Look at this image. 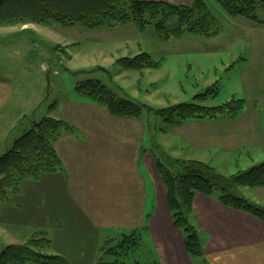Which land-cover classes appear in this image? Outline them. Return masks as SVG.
<instances>
[{"label":"rangeland","instance_id":"374dc122","mask_svg":"<svg viewBox=\"0 0 264 264\" xmlns=\"http://www.w3.org/2000/svg\"><path fill=\"white\" fill-rule=\"evenodd\" d=\"M200 1L221 28L215 36L186 34L164 41L153 25L141 31L133 23L99 30L54 24L0 28V91L6 95L0 109V155L28 133L34 121L50 116L75 123L81 115L94 116V109L88 106L97 105L76 90L79 83L93 79L118 90L122 97L154 108L197 103L198 96H206L198 104L207 107L244 102L236 117L226 119L229 123L201 129L190 123L170 126L153 115L134 120L135 128H124V144L134 151H152L162 159L164 155L199 160L223 175L264 162V0H256V14L263 23L233 18L216 0L172 3L193 5ZM139 53L150 54L160 63L159 68L141 73L116 65L118 59ZM96 190L101 195V190ZM257 190L241 188L247 199L264 205ZM17 194H10V200ZM10 200L0 202V210ZM22 227L6 226L0 216V254L11 245L5 229L13 237H25L24 244L42 236L33 226ZM144 254L135 250L126 264H149Z\"/></svg>","mask_w":264,"mask_h":264},{"label":"crops","instance_id":"0c3cea01","mask_svg":"<svg viewBox=\"0 0 264 264\" xmlns=\"http://www.w3.org/2000/svg\"><path fill=\"white\" fill-rule=\"evenodd\" d=\"M5 96L0 91V109ZM100 107L89 105L94 116L67 121L75 130L55 143L63 170L23 181L20 192L0 210L6 226H33L51 241L48 254L62 256L69 264L108 261L106 244L111 247L122 234L136 230L146 254L142 257L149 264H264V222L224 206L218 195L195 197L189 220L199 232L205 256L193 259L185 248V234L174 227L155 165L156 153L138 148L136 153L125 146L124 128H135L136 121L110 120L107 110ZM229 122L195 120L186 126L190 123L201 129ZM257 191L264 200V188ZM254 204L264 207L259 201ZM5 233L11 245L26 242L23 236L13 237L6 229Z\"/></svg>","mask_w":264,"mask_h":264},{"label":"trees","instance_id":"16d2710c","mask_svg":"<svg viewBox=\"0 0 264 264\" xmlns=\"http://www.w3.org/2000/svg\"><path fill=\"white\" fill-rule=\"evenodd\" d=\"M216 1L233 18L245 17L263 23L256 14V0ZM130 23L141 31L147 25H153L160 40L164 41L179 39L186 34L211 37L221 31L203 1L177 5L158 0H0V28L54 24L65 28L81 26L99 30ZM116 65L124 71L142 73L147 69H158L160 63L150 54L139 53L134 57L118 59ZM76 90L92 104L105 108L113 117L139 120L153 115L165 124L178 127L195 120L232 119L244 103L238 100L207 107L198 104L203 101L201 97L206 96H198L200 101L197 103L154 108L122 97L118 90L93 79L79 83ZM54 108L55 105L51 106V110ZM74 130L67 121L50 116L32 122L28 133L0 156V202L10 200L13 192L19 193L22 182L27 178L38 180L42 175L61 172L63 164L55 143L63 134ZM162 157L164 159L156 155L155 165L166 189L168 209L174 227L185 234V248L193 259L205 256L199 232L189 220L197 194L208 197L218 195L224 206L264 222V207L252 203L241 193V188H264V162L246 171L223 175L199 160ZM140 243L141 236L137 230L122 234L113 246L106 244L104 251L111 258L105 262L102 259L100 264H126V259L135 250L137 254ZM50 245L51 241L44 236L34 237L24 245H10L0 254V264H69L62 256L46 253Z\"/></svg>","mask_w":264,"mask_h":264}]
</instances>
